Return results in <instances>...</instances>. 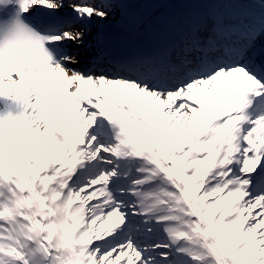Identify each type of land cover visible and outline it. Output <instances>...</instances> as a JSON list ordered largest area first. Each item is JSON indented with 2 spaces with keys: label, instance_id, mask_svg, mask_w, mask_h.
<instances>
[{
  "label": "snow or ice",
  "instance_id": "snow-or-ice-1",
  "mask_svg": "<svg viewBox=\"0 0 264 264\" xmlns=\"http://www.w3.org/2000/svg\"><path fill=\"white\" fill-rule=\"evenodd\" d=\"M262 38L264 0H0V264H264Z\"/></svg>",
  "mask_w": 264,
  "mask_h": 264
},
{
  "label": "bare ground",
  "instance_id": "bare-ground-1",
  "mask_svg": "<svg viewBox=\"0 0 264 264\" xmlns=\"http://www.w3.org/2000/svg\"><path fill=\"white\" fill-rule=\"evenodd\" d=\"M142 38L124 24L119 17H116L110 22L94 27L85 43L74 51L78 53L82 64H90L95 61L98 65L103 66V59L109 54V51L106 53L107 50L101 49L98 42L108 43L106 49H113ZM260 45L264 46V38L260 40Z\"/></svg>",
  "mask_w": 264,
  "mask_h": 264
}]
</instances>
